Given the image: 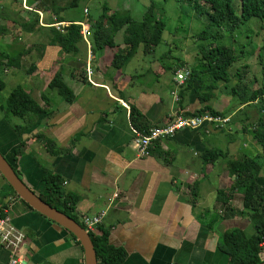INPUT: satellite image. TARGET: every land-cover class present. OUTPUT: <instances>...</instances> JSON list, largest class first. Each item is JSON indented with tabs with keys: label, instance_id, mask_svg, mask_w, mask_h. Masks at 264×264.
<instances>
[{
	"label": "crops",
	"instance_id": "1",
	"mask_svg": "<svg viewBox=\"0 0 264 264\" xmlns=\"http://www.w3.org/2000/svg\"><path fill=\"white\" fill-rule=\"evenodd\" d=\"M44 1L41 8L35 7V0L29 4L0 0V53L18 58L16 69L23 59L31 63L25 77L13 72L11 76L19 75L20 86L47 108L40 99L43 94L48 109L53 110L23 134L22 152L15 161L19 178L37 193L41 189L40 167L44 166L62 177L64 191L78 196L73 211L78 220L105 211L98 228L108 233L111 245L124 249L122 264H226L230 255L218 249L219 235L233 228L242 229L246 236L254 231L242 209L240 194L231 188L232 175L228 181L225 163L220 165V159L206 163L200 157L204 148L220 144L219 140L202 128L181 129L154 141L145 157H138L132 144V129L142 131L131 125L128 106L140 113L138 126H162L173 112L189 111L187 107L193 106L185 99L187 93L179 89L185 83L163 92L159 84L162 71H157L158 66L143 69L138 62L143 55L128 68L133 53L127 54L123 66L112 68V55L120 48L114 40V46L104 47L97 58L88 51L87 63L89 56L92 61L89 76L85 68L81 72L65 69L63 62H73L76 57L60 54L62 79L75 97L72 103L64 104L47 87L59 68L53 63V53L59 48L45 45L37 56L32 45L39 27L54 21L51 7H62L65 0ZM64 22L60 24L66 25ZM4 72L9 73L6 68ZM176 91L181 93L178 104L173 101ZM2 112L0 104V153L9 159L19 136ZM35 134L53 139L62 153L49 155ZM209 178L215 181L211 183ZM217 189L224 193L223 203L216 200ZM7 197L13 202L11 223L24 234L22 251L27 264L84 263L82 250L66 231L16 198ZM6 256L0 249V262Z\"/></svg>",
	"mask_w": 264,
	"mask_h": 264
},
{
	"label": "trees",
	"instance_id": "2",
	"mask_svg": "<svg viewBox=\"0 0 264 264\" xmlns=\"http://www.w3.org/2000/svg\"><path fill=\"white\" fill-rule=\"evenodd\" d=\"M35 1L39 7H45L46 1ZM25 2L29 4L30 0H25ZM207 2L209 4V11L206 15L207 25L198 33L199 39L207 41V43L200 48L203 68L188 71V76L184 82L187 89L192 88L193 83H196V87L193 88L192 92L195 97H197L198 101L206 100V94L204 93L212 89L216 81L225 82L229 79L230 74L227 72L228 67L241 57V50L237 51L235 46H232V43L235 41L234 33L239 26L250 18L258 19L262 27L264 26V0H239V12L234 10L232 0H207ZM75 3L76 0H73L70 4L75 5ZM64 8L65 6L51 7V10L55 14L52 23L65 21L67 22L66 25L60 24L58 27L52 25L39 27L40 29L37 30L36 34L40 36L42 40V42H40L42 48L45 45L57 46L61 54L75 58L78 54L80 55L82 53V47L79 48V44L84 43L79 33L80 25L75 23L80 22V20L74 18L66 19L59 16L58 12H61ZM48 10L50 11V9ZM102 10H105V6L102 7ZM145 13L146 15L143 19L138 22L133 21L129 17L125 18L126 25L122 31V47L117 49L112 55L110 62L112 68L117 69L121 65L132 46L140 43L144 46L148 43L157 45L160 41V33L164 27V23L154 19L151 16L150 9H146ZM103 16L104 13L102 14L101 12L93 22L88 20V23L87 21L91 31L87 50L94 58H97L102 53L104 47L114 46L109 27L100 24ZM23 28L27 29V27ZM222 32L227 33L228 44H223L221 42V37L223 36ZM84 52L85 49H83V54ZM15 59L18 58L0 53V73L3 72L7 66L17 67L18 63ZM61 71L62 64L59 65V68L47 82V87L54 90L64 104H70L75 97L71 89L63 81ZM233 74L238 76L237 71ZM204 75L208 77L207 83H205L206 78L204 79ZM3 86V81L0 79V90ZM201 86L207 90L202 91V89H199ZM232 91L236 93L235 90ZM262 95H264V84L257 89L251 90L248 95L239 94L240 99H242L240 105L257 101ZM40 99L47 108L41 106L20 85L12 87L3 99V112L21 120L19 123L10 125L19 136V141L12 149L11 157L9 159L4 157L15 172L16 156L22 152V146L24 145L23 134L37 127L39 125L37 122L39 118H45L53 112V110L48 109L49 102L43 94L40 95ZM128 107L131 125L142 132L148 129L142 125V127L138 126V124H140V113L133 105L130 104ZM205 112L221 117L225 116L223 112H216L207 104L193 111H186L184 114L201 115ZM253 136L264 154V123H262L260 119L255 126H253ZM34 137L42 142L45 151L49 155L57 156L62 153V151L57 150V146L53 139L44 137L40 134H35ZM225 155V152L217 148H204L200 153L202 161L206 163H212L218 157H224ZM40 170L41 174L39 180L41 189L36 193L37 196L51 207L68 215L82 226L80 220H78L73 213L75 204L78 201V196L63 190L62 177L59 174L51 172V170L44 166H41ZM227 170L228 173L233 176L231 188L234 193L240 194L242 209L247 215L254 233L250 236H246L240 228L226 230L218 237V249L230 255L226 264H257L261 260H264V184H259L257 181L260 176V164L257 162L255 156H244L242 159H228ZM0 177L2 178L1 175ZM6 185L9 191L2 193L0 199L5 198L7 195L11 196L16 198L24 207L32 210L31 207L17 197L7 183ZM216 193V200L223 203V191L217 189ZM35 213L42 216L37 212ZM42 217L45 218L44 216ZM48 221L52 222L50 220ZM97 229V233L88 232L95 252L96 264H122L126 256L124 249L120 246L111 245L108 241V233L101 228L99 229L98 226ZM62 230L66 231L64 228H62ZM66 232L72 238L75 245L82 250L74 236L68 231Z\"/></svg>",
	"mask_w": 264,
	"mask_h": 264
},
{
	"label": "rangeland",
	"instance_id": "3",
	"mask_svg": "<svg viewBox=\"0 0 264 264\" xmlns=\"http://www.w3.org/2000/svg\"><path fill=\"white\" fill-rule=\"evenodd\" d=\"M19 1L22 2V0ZM72 1L73 0H65L63 2L65 8L61 12H58L59 16L67 19L77 18L80 22L75 23L85 24L88 29V34H85L83 38L88 42L91 34L88 20L93 22L101 12L102 14L104 13L100 24L109 27L113 43L114 40L119 41L120 48L122 47V31L126 25L125 18L129 17L133 21L138 22L146 15V9H150L151 16L164 23V27L160 33V41L157 45L148 43L144 46L140 43L132 46L128 54L133 53V60L129 62L128 68L137 61L136 58H139L138 56L143 55L142 59L138 61L143 69L146 67H148V69H154L158 66L157 71H162L159 84L162 85L163 92L167 90L169 93L170 90L167 89L168 87L175 89L181 86H177L175 81H172L177 69L188 72L192 69L203 68L200 48L205 45L207 41L199 39L198 33L207 25L206 15L209 11L207 0H76L75 5L70 4ZM232 5L234 10L239 12V0H232ZM103 6H105V10H102ZM29 7L32 8L31 6ZM35 7L39 6L35 5ZM52 16L54 18L55 14L52 13ZM39 17L40 16H38V18ZM43 21L44 18H42V22ZM66 23L67 22H64V24ZM56 24L59 23L52 24V26H58ZM222 34L221 42L223 44H228L227 33L222 32ZM234 39L235 41L232 43V46H235L237 51L241 50V57L228 67L227 72L230 74V77L227 81H216L214 87L204 93L206 94V100L204 101H198L197 97H195L192 92L193 88L196 87V83H193L192 88L187 89L185 84H183L179 89L183 91L184 94L187 93L185 99L193 103V106L187 107L189 111L201 108L203 105L207 104L216 112H223L226 116L224 121L229 118L226 124L207 123L201 127L190 129L198 130L202 128L204 132H211V134L219 140L218 142L220 144L211 147L217 149L221 148L220 150L226 154L224 157H218L216 159H220L219 164L223 166L225 163L227 166L228 159L236 160L242 159L244 156H255L257 162L260 164V176L257 181L259 184H264V154L253 136V126H255L257 121L260 119L262 123H264V95L260 96L257 101L241 105L242 99L239 97V94L248 95L251 90L257 89L264 84V26L262 27L258 19L250 18L244 24H241L237 31H235ZM39 41L42 40L37 35L32 45L37 56L42 48ZM83 44H79V48L82 47V53L80 55L78 54L73 62H63L65 69L81 72L86 68L87 64L89 65V63H92L90 56L88 59L89 63H87L88 45L85 41ZM83 49H85L84 54ZM60 54L59 51L53 53L56 59L53 63H55L57 68L62 61L60 60L59 62ZM147 55L149 59H147ZM21 61L22 66L20 68L16 69L14 66H7L5 68L9 73H5L4 70L0 73V79L5 83V88L0 90V104L2 105L3 99L8 91L15 85H22L20 76L15 75L12 77L11 72L18 73L23 77L26 76L25 71L29 67V64H31L30 59L27 58ZM121 66H123V62ZM49 68H51V66ZM236 71L238 76L233 74ZM155 72H153V74ZM143 73L147 75L145 74L146 72ZM169 77H172V80H170ZM203 77L204 79L206 78L205 83H207L208 77L206 75ZM148 78L150 79V76H148ZM152 79L153 78H151V80ZM199 89H202V91L207 90L203 86ZM232 90H235L236 93H233ZM180 94H178L177 91L173 93V101L177 102V104L179 103ZM185 110L186 109L179 110L178 113L185 115ZM207 113L209 114V112L203 114ZM175 114L176 111L170 115L166 122ZM5 122L12 125L21 122V120L6 114ZM219 122H223V120ZM18 173L20 177V172L18 171ZM229 178L230 174L228 175V181H230ZM209 180L211 183L215 181V179L212 178H209ZM5 191H9V188L0 177V195ZM25 242L27 245V240H25Z\"/></svg>",
	"mask_w": 264,
	"mask_h": 264
},
{
	"label": "built area",
	"instance_id": "4",
	"mask_svg": "<svg viewBox=\"0 0 264 264\" xmlns=\"http://www.w3.org/2000/svg\"><path fill=\"white\" fill-rule=\"evenodd\" d=\"M60 25V22H58ZM55 24V23H52ZM51 24V25H52ZM80 24L79 33L82 38L85 34H88V29L85 24ZM55 26V27H58ZM83 40L87 43L89 47V43L85 38ZM87 47V48H88ZM86 75L89 76L91 74V69L87 64L85 68ZM188 76V72L184 70L177 69L175 71V75L173 81L177 86L182 85ZM224 117L212 114H201L195 116L183 115L182 113L176 112L171 119L166 122L162 126L150 127L144 132H138L132 129V144L136 151L138 157H145L149 153V149L159 138L164 136H170L178 130L181 129H194L201 127L207 123H224L226 124L229 121L225 120ZM223 120V122H219ZM115 196V194H114ZM12 198H2L0 199V249H4L7 252V256L4 262H0V264H27L26 258L22 251V245L24 240V234L20 230L16 229L11 223L10 209L12 206ZM105 211H100L98 214L94 216H83L80 218V222L84 230L88 232L97 233V226L102 222V218L104 216ZM40 264V263H34Z\"/></svg>",
	"mask_w": 264,
	"mask_h": 264
},
{
	"label": "water",
	"instance_id": "5",
	"mask_svg": "<svg viewBox=\"0 0 264 264\" xmlns=\"http://www.w3.org/2000/svg\"><path fill=\"white\" fill-rule=\"evenodd\" d=\"M0 175L12 188L17 197L24 201L29 207H31L33 211L44 216L59 227L64 228L74 236L82 249L83 264H96L95 252L90 237L84 228L74 219L68 215H65L54 207H51L40 197H38L37 194L19 178L17 173L12 169L10 164L1 153ZM257 264H264V260H261Z\"/></svg>",
	"mask_w": 264,
	"mask_h": 264
}]
</instances>
